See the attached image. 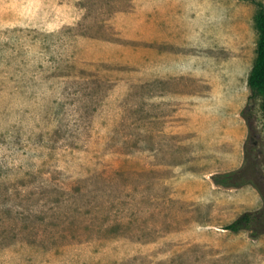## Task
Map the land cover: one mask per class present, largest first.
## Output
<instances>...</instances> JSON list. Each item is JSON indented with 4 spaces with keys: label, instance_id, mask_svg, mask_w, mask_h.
Wrapping results in <instances>:
<instances>
[{
    "label": "rangeland",
    "instance_id": "obj_1",
    "mask_svg": "<svg viewBox=\"0 0 264 264\" xmlns=\"http://www.w3.org/2000/svg\"><path fill=\"white\" fill-rule=\"evenodd\" d=\"M224 4L238 5L240 18L231 35L224 16L221 56L242 60L244 88L258 6ZM133 5L0 0V264H264V235L223 229L260 208L261 194L211 179L245 162L246 122L240 133H215L223 117L183 119L179 103L159 97L205 93L206 83L139 82L125 67L87 60L83 41L119 42L113 17ZM249 95V160L264 176L262 98Z\"/></svg>",
    "mask_w": 264,
    "mask_h": 264
},
{
    "label": "crops",
    "instance_id": "obj_2",
    "mask_svg": "<svg viewBox=\"0 0 264 264\" xmlns=\"http://www.w3.org/2000/svg\"><path fill=\"white\" fill-rule=\"evenodd\" d=\"M228 2L232 0H134L133 8L113 17L120 41L86 39L85 56L89 61L125 67L139 82L193 79L199 85L206 83L205 93L170 90L159 97L165 95L179 103L176 116L223 117L215 133H240L245 129L241 110L247 99L249 73L243 88L242 60L221 56L224 16L231 22V35L237 34L240 18L238 5L224 9ZM228 48L233 53L235 46ZM126 82L120 79L114 89ZM189 101L191 107L185 106ZM181 124L184 128V121Z\"/></svg>",
    "mask_w": 264,
    "mask_h": 264
},
{
    "label": "trees",
    "instance_id": "obj_3",
    "mask_svg": "<svg viewBox=\"0 0 264 264\" xmlns=\"http://www.w3.org/2000/svg\"><path fill=\"white\" fill-rule=\"evenodd\" d=\"M248 1H252L258 6L255 17L258 41L256 59L247 78V85L250 90L248 99L250 100L257 95L261 96V108L264 117V4L256 0ZM241 116L249 129V135L244 142L246 160L241 167L235 170L212 174L211 179L216 185L241 187L250 184L259 191L263 199L262 206L256 210H247L240 213L234 220L223 227V229L234 233L246 230L249 232L250 237L257 238L260 235H264V176L257 163L254 160H249L254 148L253 144L249 146L251 142L250 131L254 126L253 113L249 105L242 109Z\"/></svg>",
    "mask_w": 264,
    "mask_h": 264
}]
</instances>
